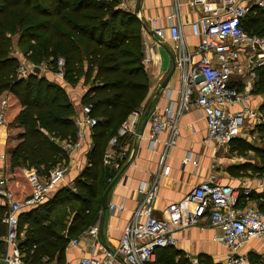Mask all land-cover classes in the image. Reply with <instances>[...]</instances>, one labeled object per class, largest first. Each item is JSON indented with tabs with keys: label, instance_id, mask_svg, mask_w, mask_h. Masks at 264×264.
Instances as JSON below:
<instances>
[{
	"label": "trees",
	"instance_id": "obj_1",
	"mask_svg": "<svg viewBox=\"0 0 264 264\" xmlns=\"http://www.w3.org/2000/svg\"><path fill=\"white\" fill-rule=\"evenodd\" d=\"M119 4L120 0H0V96L8 93L3 120L24 127L21 143L12 153L14 183L9 189L22 199L31 192L26 170L47 175L59 162H66L67 154L60 141L74 140L78 129L75 106L65 85L32 72L25 79L18 76L19 57L7 51L8 28L17 35L15 47L30 66L47 63L55 73L59 60H63L65 83L87 88L81 103L91 106V116L97 120L92 129L88 167L82 175L84 181L75 184L78 192L63 188L54 199L19 218L21 234L26 216L30 218L24 238L19 241L29 264L56 259L62 262L71 238L96 223L106 189L105 148L118 137L122 123L140 111L148 95L141 23L136 16L119 9ZM243 28L249 34L264 36V10L253 7ZM257 71V92L264 93V68ZM256 129L258 144L236 138L229 146L240 156L252 152L260 160L259 166L247 163L239 171L251 170L264 177V125ZM123 141L124 137L118 138L117 148L125 146ZM245 198L255 201L264 213V193ZM71 203L75 216L68 233L63 235L55 221L47 222L54 209ZM6 212L7 207L0 204V245L6 234ZM177 256L172 248H162L156 262L179 264L175 262Z\"/></svg>",
	"mask_w": 264,
	"mask_h": 264
},
{
	"label": "built area",
	"instance_id": "obj_2",
	"mask_svg": "<svg viewBox=\"0 0 264 264\" xmlns=\"http://www.w3.org/2000/svg\"><path fill=\"white\" fill-rule=\"evenodd\" d=\"M127 1L120 0L119 8L127 10ZM173 1L174 8L167 17L168 28L156 27L155 34L173 43L176 68L181 72L180 99L177 105L167 107L163 114L153 113L150 116L151 143L158 142L160 134L168 131L166 147L174 146L179 137L178 118L194 104L201 110L206 122V140L217 148L228 146L242 135L246 127L264 125L262 108L229 110L230 106L243 99L231 84L233 78L247 84L257 76L259 68H264V36L249 34L243 28L246 16L253 7L263 5L264 0ZM184 5H201L205 14L184 21L181 12ZM185 28H189L190 34L199 40L193 50L186 45ZM58 65L56 75L64 79L63 61L60 60ZM31 67H19V77L27 78ZM96 125L97 120L91 116V106L84 105L81 115L75 118L78 129L76 138L60 144L66 154L81 150L86 144L85 129L92 130ZM133 125L134 122L128 120L122 123L118 137L111 140V148L104 155L105 166L117 172L124 167L129 158V149L127 145L117 148L118 138L133 132ZM165 155L161 158L160 167L163 174L168 175L170 169L164 165ZM66 173L67 169L61 166H56L47 175L27 172L31 192L22 199L15 196L7 180L0 175V200L7 207L3 223L8 229L5 237L8 264H29L19 247L21 233L18 214L23 209L42 205L51 191L64 182ZM70 189L76 191L74 187ZM156 189V181L150 188L145 185L139 188L140 206L124 228L114 250H104L102 257L93 253L76 264H155L159 249L176 244L175 234L178 231L197 227L204 221H209L210 226L219 231L213 240L227 249V264H249V260L240 254L241 248L253 240L264 238V213L249 204L241 206V198L251 194L250 187L225 185L221 177L213 173L207 181L194 187L181 202L170 204L163 218L153 214ZM108 209L122 212L124 206L110 203ZM99 234V226L88 230V236L93 240H97ZM71 245L78 246V239H74ZM190 264H202V261L193 258Z\"/></svg>",
	"mask_w": 264,
	"mask_h": 264
},
{
	"label": "crops",
	"instance_id": "obj_3",
	"mask_svg": "<svg viewBox=\"0 0 264 264\" xmlns=\"http://www.w3.org/2000/svg\"><path fill=\"white\" fill-rule=\"evenodd\" d=\"M187 1L190 0H182V2ZM127 3V11L136 16L141 23L143 64L149 82V92L140 107L139 113L137 115L133 113L127 119L129 122H134L133 132L124 137L123 141L129 149V158L120 170L123 173L119 181L109 194L108 204H123L124 210L111 212L109 209L103 210L101 208L97 214L96 223L81 234L71 238L62 262L56 259L52 261L55 263L71 262L76 264L80 259L89 257L93 253L102 257L104 250H114L118 246L124 228L132 220L134 213L140 206V196L137 191L143 185L150 188L156 181L157 189L153 202V214L158 218L165 216L166 208L170 204L181 202L194 187L207 181L213 173L225 176V180L221 178L225 185L250 187L252 190L249 196L253 193H264V177L251 170H238L247 163L259 166L260 160L252 152L244 157L232 152L229 145L217 148L214 143L207 141L206 122L201 110L194 104L178 118L179 137L174 146L166 147L169 138L168 131L160 134L158 142L151 143L150 116L153 113L163 114L167 107L172 104L177 105L180 99L181 72L176 68L173 43L169 39L162 40L155 34L156 27L168 28L167 17L173 10L175 3L173 0H128ZM181 12L184 21H191L205 14L201 5L196 7L184 5ZM144 26L147 29H144ZM184 34L188 49L193 50L198 45L199 40L190 34L189 28L184 29ZM256 74L257 76L251 78L247 84L240 83V81H236L237 78H233L231 84L238 89L243 99L240 103L230 106L229 110L264 109V93L257 92L258 71ZM41 75L51 81L65 85L75 106L76 116L81 115L83 107L81 101L87 88L83 84L75 88L70 87L64 79L56 75V72L44 73L42 71ZM7 99L8 93L0 96V175L7 180V184L10 186L14 183L11 171L12 153L21 143L24 127L13 124L6 125L3 115L7 111ZM248 127V133L258 135L256 128ZM92 135V130L86 128V144L81 150L67 155L65 180L51 191L43 204L54 199L61 189L74 184V181L81 178V174L88 167V156L93 148ZM111 140L105 148V153L111 148ZM246 141L251 142L247 139ZM163 154H166L164 165L170 169L168 175H164L160 167ZM227 154L239 156L241 159L231 161L227 158ZM27 172L30 171H25L26 176ZM102 182H104L103 179ZM249 196L241 198V206L249 204L258 209L255 201H249L248 198L246 200L245 197ZM0 204H2L1 200ZM39 206L23 209L18 217L30 213ZM61 210L60 208L54 209L47 223L55 221L59 232L66 235L73 222L75 212L70 210L71 212H68L67 215V212ZM28 220L30 218L26 216L24 232L29 225ZM93 226L100 228L97 240L88 236V230ZM7 232L6 227V234ZM24 232L21 234V240L24 238ZM6 234L1 240L4 244L0 245V255L4 254L5 256L8 252V246L5 242ZM218 234L219 231L212 228L209 221H204L197 227L178 231L175 234L176 244L170 247L178 253L175 262L182 264L186 261L188 263L191 259L198 258L202 264H227V249L213 240L214 236ZM74 239H78V246L71 245ZM240 254L249 260V264H264V238L245 244L241 248ZM155 264L159 263L156 262Z\"/></svg>",
	"mask_w": 264,
	"mask_h": 264
},
{
	"label": "rangeland",
	"instance_id": "obj_4",
	"mask_svg": "<svg viewBox=\"0 0 264 264\" xmlns=\"http://www.w3.org/2000/svg\"><path fill=\"white\" fill-rule=\"evenodd\" d=\"M257 8H259V9H263L264 10V4L263 5H259V6H257ZM120 9V8H119ZM122 10V9H121ZM128 10V9H127ZM127 10H123V11H125V12H127V13H129ZM129 14H132V13H129ZM133 15V14H132ZM7 51H8V54L9 55H16L17 57H19V61H20V65H19V67H21L22 65H26V66H30V63L26 60V59H24L23 58V56H22V54L20 53V51L15 47L16 46V34H14V33H12L11 32V30L8 28L7 29ZM22 57V58H21ZM61 60V59H60ZM59 60V61H60ZM63 61V60H62ZM59 63V62H58ZM64 63V62H63ZM36 67H40L41 68V72L43 71L44 73H47L48 71H50V68H51V66H49L47 63H44V64H41V65H38V66H36ZM63 67H64V65H63ZM57 69L59 68V65L57 64V67H56ZM258 79V78H257ZM256 81V80H255ZM255 86H257L256 84H255ZM254 86V87H255ZM9 124H11V123H9L7 120H6V125L7 126H9ZM248 129V130H247ZM248 131H249V127H246L245 129H244V131L242 132V138H244L245 140L247 139V140H249V141H251L250 143H253V144H258L259 143V135H253V134H251V133H248ZM68 157V156H67ZM245 157V156H244ZM227 158H229L231 161L232 160H238V159H241L239 156H233V155H230V154H227ZM56 166H61V167H64V168H66L67 169V162H59ZM86 170V169H85ZM83 173H85V171L83 172ZM83 173L81 174V178L80 179H78L77 181H84V179H83V177H82V175H83ZM219 176L223 179V180H225V176H223V175H221V174H219ZM77 181H74L75 183L74 184H71L70 186H66V189H69V191H70V188L71 187H74L75 189H76V191L75 192H73L72 190V192L73 193H77L78 192V190H77V188H76V186H75V184H76V182ZM73 205L74 204H64V206H62V208L60 207V209H62L61 211H63V212H67V215L69 214L68 212H71L70 211V208H72L73 207ZM75 207H77V205L75 204ZM187 264H190V261H188V263Z\"/></svg>",
	"mask_w": 264,
	"mask_h": 264
},
{
	"label": "water",
	"instance_id": "obj_5",
	"mask_svg": "<svg viewBox=\"0 0 264 264\" xmlns=\"http://www.w3.org/2000/svg\"><path fill=\"white\" fill-rule=\"evenodd\" d=\"M144 29H147L146 26H144ZM31 72L37 75L41 74V68L32 66ZM123 171L117 172L115 169L105 166V192L102 197V209L107 210L108 209V200H109V194L112 190V188L115 186V184L119 181ZM0 264H8L6 260V256L4 254L0 255Z\"/></svg>",
	"mask_w": 264,
	"mask_h": 264
}]
</instances>
